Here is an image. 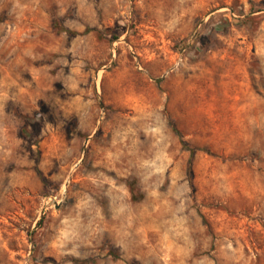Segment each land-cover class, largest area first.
Returning <instances> with one entry per match:
<instances>
[{
    "label": "rangeland",
    "instance_id": "obj_1",
    "mask_svg": "<svg viewBox=\"0 0 264 264\" xmlns=\"http://www.w3.org/2000/svg\"><path fill=\"white\" fill-rule=\"evenodd\" d=\"M134 262L264 264V0H0V264Z\"/></svg>",
    "mask_w": 264,
    "mask_h": 264
},
{
    "label": "trees",
    "instance_id": "obj_2",
    "mask_svg": "<svg viewBox=\"0 0 264 264\" xmlns=\"http://www.w3.org/2000/svg\"><path fill=\"white\" fill-rule=\"evenodd\" d=\"M178 135L180 136V134L178 133ZM182 145H183V148L185 149V150H187V151H189L190 153H191V155H192V158L196 155V153L198 152V151H200L201 149H199V148H197V147H195V146H193V145H191V144H189L188 142H185L184 140H182ZM204 151H208V150H204ZM132 264H139V263H132Z\"/></svg>",
    "mask_w": 264,
    "mask_h": 264
}]
</instances>
